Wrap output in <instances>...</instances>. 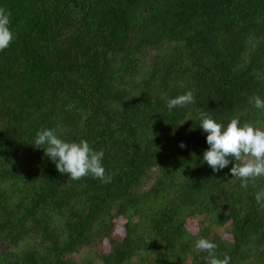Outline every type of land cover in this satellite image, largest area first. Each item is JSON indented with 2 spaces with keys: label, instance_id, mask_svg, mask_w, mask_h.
Masks as SVG:
<instances>
[{
  "label": "trees",
  "instance_id": "trees-1",
  "mask_svg": "<svg viewBox=\"0 0 264 264\" xmlns=\"http://www.w3.org/2000/svg\"><path fill=\"white\" fill-rule=\"evenodd\" d=\"M0 7L14 33L0 51V264H206L199 238L230 264H264V178L241 189L231 158L214 172L197 118L264 128L249 103L264 99V0ZM188 90L195 102L169 112L161 97ZM45 128L103 150L111 182L60 174L32 145Z\"/></svg>",
  "mask_w": 264,
  "mask_h": 264
},
{
  "label": "clouds",
  "instance_id": "clouds-1",
  "mask_svg": "<svg viewBox=\"0 0 264 264\" xmlns=\"http://www.w3.org/2000/svg\"><path fill=\"white\" fill-rule=\"evenodd\" d=\"M11 13L0 7V51L7 49L14 39L10 30ZM169 112L176 107H184L195 102L194 93L188 90L175 98L162 96ZM249 103L264 113V99L259 95L250 98ZM199 127L207 133L208 149L203 153V162L214 172L227 167L230 158L235 161L230 169L232 176L240 181L239 187L247 189L249 184L256 187V182L264 178V128L249 123L241 125L238 118H232L223 125L216 122L207 112H198ZM61 132L63 129L60 130ZM34 147H42L44 153L56 166L58 172L67 175L72 180H81L91 176L104 184L111 182V176L106 175L102 164L103 150H94L89 143L81 139L79 142H69L61 138L55 128H45L36 133ZM183 148L185 145L180 144ZM255 199L261 209H264V189L256 192ZM197 253H206V264H230V257L224 255L221 259L216 255L217 245L206 238L195 241Z\"/></svg>",
  "mask_w": 264,
  "mask_h": 264
},
{
  "label": "rangeland",
  "instance_id": "rangeland-1",
  "mask_svg": "<svg viewBox=\"0 0 264 264\" xmlns=\"http://www.w3.org/2000/svg\"><path fill=\"white\" fill-rule=\"evenodd\" d=\"M115 227L117 228L116 233H117L118 235H122V234H123V228H122V226H121V220L118 219V220L116 221V225H115ZM185 227H186V229H187L189 232H191V233H194L195 230H196V226L193 224V222H192L191 220H188V221L185 223ZM224 236H225V237H228V235H225V234H224Z\"/></svg>",
  "mask_w": 264,
  "mask_h": 264
}]
</instances>
